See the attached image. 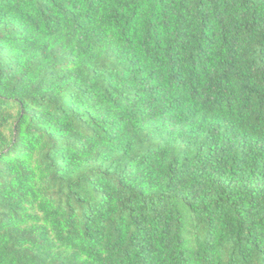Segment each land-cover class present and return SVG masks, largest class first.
<instances>
[{"label":"trees","instance_id":"16d2710c","mask_svg":"<svg viewBox=\"0 0 264 264\" xmlns=\"http://www.w3.org/2000/svg\"><path fill=\"white\" fill-rule=\"evenodd\" d=\"M0 264H264V0H0Z\"/></svg>","mask_w":264,"mask_h":264}]
</instances>
